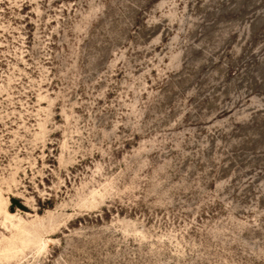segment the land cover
I'll use <instances>...</instances> for the list:
<instances>
[{
  "label": "rangeland",
  "instance_id": "obj_1",
  "mask_svg": "<svg viewBox=\"0 0 264 264\" xmlns=\"http://www.w3.org/2000/svg\"><path fill=\"white\" fill-rule=\"evenodd\" d=\"M0 264H264V0H0Z\"/></svg>",
  "mask_w": 264,
  "mask_h": 264
}]
</instances>
